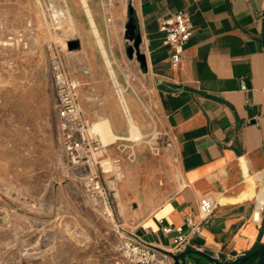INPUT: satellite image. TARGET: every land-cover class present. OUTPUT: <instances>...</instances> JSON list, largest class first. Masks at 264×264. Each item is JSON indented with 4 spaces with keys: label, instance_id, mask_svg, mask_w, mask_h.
<instances>
[{
    "label": "crops",
    "instance_id": "0c3cea01",
    "mask_svg": "<svg viewBox=\"0 0 264 264\" xmlns=\"http://www.w3.org/2000/svg\"><path fill=\"white\" fill-rule=\"evenodd\" d=\"M130 7L142 37L145 66L127 52L132 46L125 35ZM69 10L74 29L82 34L87 21L94 35L87 16L82 20ZM103 10L112 16V25L106 26L100 8L97 15L92 9L94 20L126 88L131 114L141 130L153 127L170 137L178 171L171 183L145 194L134 191L129 171H123L126 180L117 187L120 204L137 203L123 225L145 242L169 248L162 227L183 225L192 215L202 231L187 251L204 252L221 262L263 246L264 211L259 212V203L264 202V0H120ZM180 11L187 14L193 31L181 49V64L175 66L174 50L160 26ZM77 41L85 67L71 76L79 82L83 115L90 123L106 117L114 133L125 137L127 118L107 69L88 39ZM243 81L246 91L241 89ZM54 109L58 119L56 96ZM208 195L217 208L203 221L200 201ZM257 263L253 258L246 264Z\"/></svg>",
    "mask_w": 264,
    "mask_h": 264
},
{
    "label": "rangeland",
    "instance_id": "374dc122",
    "mask_svg": "<svg viewBox=\"0 0 264 264\" xmlns=\"http://www.w3.org/2000/svg\"><path fill=\"white\" fill-rule=\"evenodd\" d=\"M55 1L0 0V264H128L119 233L129 230L124 216L137 203L120 204L117 187L126 178L107 173L104 161L129 171L134 191L145 194L178 177L171 140L151 127L142 130V143L132 140L130 131L125 139L105 143L94 122L89 132L99 137L91 162L71 163L58 139L51 50L61 53L68 73L76 76L85 59L81 49L69 51L67 44L84 37L104 68L106 63L87 21L82 34L72 18L67 26L58 18ZM72 1L59 5L86 20L80 0ZM119 1L91 0L89 5L97 15L99 8ZM93 176L103 191L90 189Z\"/></svg>",
    "mask_w": 264,
    "mask_h": 264
},
{
    "label": "built area",
    "instance_id": "2783aa9c",
    "mask_svg": "<svg viewBox=\"0 0 264 264\" xmlns=\"http://www.w3.org/2000/svg\"><path fill=\"white\" fill-rule=\"evenodd\" d=\"M104 11L106 26L113 23L112 16ZM160 29L165 33L166 44L174 50L172 63L181 64V49L192 37V25L185 12H178L161 23ZM50 68L52 81L56 93V111L59 122V142L62 149L74 165L89 164L93 150L97 144L95 137L90 134L92 124L85 119L79 102V82L67 71L61 53L51 50ZM241 89L246 91L247 85L243 81ZM116 90V88H115ZM117 91V90H116ZM89 187L93 192H101L102 184L97 176L90 179ZM217 203L211 195L200 201V215L202 220L208 219L216 210ZM264 211V202L259 203V212ZM259 220V216L255 218ZM149 228H145L148 230ZM202 224L196 222L191 215L185 218L180 226L165 225L162 232L170 238L171 246L161 248L145 242L129 230L119 233L121 239L120 252L128 264H173V257L187 251L191 240L201 235Z\"/></svg>",
    "mask_w": 264,
    "mask_h": 264
},
{
    "label": "bare ground",
    "instance_id": "6f19581e",
    "mask_svg": "<svg viewBox=\"0 0 264 264\" xmlns=\"http://www.w3.org/2000/svg\"><path fill=\"white\" fill-rule=\"evenodd\" d=\"M80 1H81V6L84 9L86 16L88 18V21L90 23V26L93 29L94 35L96 36L98 48L100 50V53L102 54L103 59L105 60L106 67L108 68V73L110 75L112 83L117 90L116 94H117L120 106L123 109V112L127 118V122L129 124V131H130V135H131L130 137L132 140L134 139L135 142L142 143L143 138H144L143 137L144 134L142 133L140 126L134 120V118L131 114V111L129 109L127 99L125 96L126 88L121 83H119V81H118V78H117V75H116V72L114 69V61L110 58L108 51H107V48L105 46L104 40L100 36V33L97 29V25L95 23L93 12H92V9L89 5V1L88 0H80ZM55 2H56V4H55L54 8L56 9V12L59 16L58 17L59 20H61L67 26H70L72 24V19L70 17V13L66 10V8L64 6L59 5L60 0H56ZM93 127H94V132H96L98 135H100L102 137V140L105 143H114L117 140L125 139V137L118 136L114 133V131L112 130L110 121L106 117H103L100 120L96 121L93 124ZM90 131H91V129H90ZM98 135H94V136L99 137ZM101 143H102V141H101ZM102 147L106 148L108 146H104L102 144ZM104 164H105V170L107 173L113 170L115 172L118 180L121 181L124 178V173H123L122 168L120 166H118V165L114 166L112 163H110L108 161H104Z\"/></svg>",
    "mask_w": 264,
    "mask_h": 264
},
{
    "label": "water",
    "instance_id": "95a60500",
    "mask_svg": "<svg viewBox=\"0 0 264 264\" xmlns=\"http://www.w3.org/2000/svg\"><path fill=\"white\" fill-rule=\"evenodd\" d=\"M264 17V16H263ZM126 38L129 42L132 43V46H130L127 50L128 54L131 57H136L143 66L146 65L145 62V56L140 53V45L142 43V37L141 34L137 31V25L134 22V16H133V8L130 7V19L128 24L126 25L125 30ZM262 42L264 46V19H263V27H262ZM68 49L69 51L77 50L80 47V42L77 40L69 41L68 42ZM187 256L191 259V261L187 262ZM199 256L207 261V263H203L201 261L202 259H199ZM176 264H180V260L182 261V264H246L249 260L253 258H258L257 264H264V245L257 249L256 251L250 252L248 254H245L231 262H221L217 258H213L209 256L208 254H205L204 252L200 251H185L181 253L180 255L173 257Z\"/></svg>",
    "mask_w": 264,
    "mask_h": 264
},
{
    "label": "trees",
    "instance_id": "16d2710c",
    "mask_svg": "<svg viewBox=\"0 0 264 264\" xmlns=\"http://www.w3.org/2000/svg\"><path fill=\"white\" fill-rule=\"evenodd\" d=\"M260 247H262V245L257 246L254 251H256L257 249H259Z\"/></svg>",
    "mask_w": 264,
    "mask_h": 264
}]
</instances>
